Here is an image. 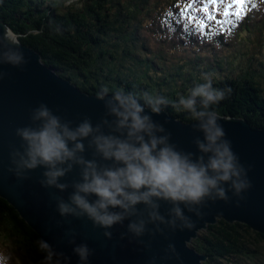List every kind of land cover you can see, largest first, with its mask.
<instances>
[{
  "label": "clouds",
  "instance_id": "9594fccd",
  "mask_svg": "<svg viewBox=\"0 0 264 264\" xmlns=\"http://www.w3.org/2000/svg\"><path fill=\"white\" fill-rule=\"evenodd\" d=\"M63 1L67 5L73 2L53 0L52 8ZM34 14L20 10L10 18L16 26H25ZM0 21L5 23L0 33V65L24 70L29 62L22 51V44L27 45L22 42L24 34L15 31L5 20L0 18ZM46 65L59 74L55 66ZM6 75L0 71V81ZM203 81L175 100L147 91L137 95L123 88L105 87L94 94L104 102L105 109L95 124L87 116L74 123L55 114L46 103H40L30 111L31 124L15 129L21 144L19 148L10 146L8 171L17 179H27L28 172L42 168L39 181L42 187L60 192L72 189L67 200L62 196L55 198L58 214L86 218L93 227L104 229L103 235L108 239L112 238L110 229L123 226L126 220L127 233L122 236L130 234L140 243H144L141 238L145 234L192 231L210 204L229 203V192L238 201L242 200L251 188L249 169L234 152L232 141L220 123L222 117L215 110L231 89L214 87L210 75ZM169 105L195 122L193 131L201 134L192 141L196 152L178 148L172 142L171 132L153 119L152 114H161ZM88 152L91 158L86 155ZM76 168L78 180L71 184L61 182ZM162 204L169 205L163 214ZM69 235L68 243L75 245L72 253L78 257L77 264H90L92 249L87 243L76 244L74 230ZM36 243L42 253L39 264H72L71 256L57 251L45 239L40 238ZM12 258L11 252L0 250V264H12ZM162 259L184 264L171 242ZM205 260L201 262L204 264ZM149 264H156V257Z\"/></svg>",
  "mask_w": 264,
  "mask_h": 264
},
{
  "label": "trees",
  "instance_id": "16d2710c",
  "mask_svg": "<svg viewBox=\"0 0 264 264\" xmlns=\"http://www.w3.org/2000/svg\"><path fill=\"white\" fill-rule=\"evenodd\" d=\"M52 1L0 0V11L8 13L0 12V18L81 90L123 88L175 100L210 75L214 87L231 89L215 106L219 114L264 127V0H245L242 7L226 0L219 9L209 4L215 19L203 10L204 0H73L54 9ZM230 3L231 14L225 16ZM20 10L35 13L25 26L10 18ZM190 15L199 26L190 18L183 25ZM164 109L192 121L171 105ZM39 239L0 197V250L16 251L12 264H39ZM189 245L207 255L204 264H264V234L242 222L219 219Z\"/></svg>",
  "mask_w": 264,
  "mask_h": 264
},
{
  "label": "water",
  "instance_id": "95a60500",
  "mask_svg": "<svg viewBox=\"0 0 264 264\" xmlns=\"http://www.w3.org/2000/svg\"><path fill=\"white\" fill-rule=\"evenodd\" d=\"M5 23L0 21V33ZM22 44V43H21ZM22 51L28 59L24 70L10 65H0V71L7 73L0 81V197L8 201L22 219L39 235L48 241L57 251H63L72 257V264H77L78 257L72 253L75 245L69 244L70 231L77 233L76 244L87 243L92 249L90 264H149L156 257V264H174L162 259L168 243H174L184 259V264H203L204 254L188 246L198 230L214 224L222 218L229 222L239 221L264 234V127L250 124L237 117L223 116V125L227 138L232 141L234 152L249 169L251 188L242 200H237L229 192V203L217 201L205 209L206 214L192 231L171 233L165 230L163 235L145 234L138 242L127 233L128 221L116 225L110 231L112 238L103 235L104 229L93 227L86 218L61 217L56 211V197L67 200L72 189L60 192L55 188H45L40 184L42 168L27 173V179H17L8 171L10 166V146L19 148L21 140L15 135V129L31 124L30 111L40 103H46L53 112L64 119L78 123L85 116L95 124L104 113V102L97 95L81 91L70 80L57 74L52 67L41 61V55L22 44ZM150 112V109H145ZM153 119L164 124L172 134V142L185 151L196 152L193 140L201 135L193 131L194 121L183 122L166 110ZM167 121V123H165ZM91 158L90 152L86 153ZM79 179L76 168L61 181L71 184ZM169 207L162 204L163 214ZM187 214V213H186ZM195 219V217H193ZM152 228V225L148 226Z\"/></svg>",
  "mask_w": 264,
  "mask_h": 264
},
{
  "label": "snow or ice",
  "instance_id": "6c2138e0",
  "mask_svg": "<svg viewBox=\"0 0 264 264\" xmlns=\"http://www.w3.org/2000/svg\"><path fill=\"white\" fill-rule=\"evenodd\" d=\"M193 2H195V0H193ZM224 3V0H204V7L203 10L205 11L206 15H208L209 19H215L214 17H212L209 12H208V5L211 4L213 6H215L217 9H219L220 5ZM245 3V0H235V5L237 6H243V4ZM189 7H191V5H189ZM233 4H228V6L225 8L224 10V15L228 16L231 14L230 10L232 9ZM237 15H239V13H236Z\"/></svg>",
  "mask_w": 264,
  "mask_h": 264
},
{
  "label": "rangeland",
  "instance_id": "374dc122",
  "mask_svg": "<svg viewBox=\"0 0 264 264\" xmlns=\"http://www.w3.org/2000/svg\"><path fill=\"white\" fill-rule=\"evenodd\" d=\"M46 7V6H45ZM47 8V7H46ZM201 230H205V228H201L200 230H198V232H200ZM10 252H14L13 254H15L16 253V251H14V249H12V251H10Z\"/></svg>",
  "mask_w": 264,
  "mask_h": 264
},
{
  "label": "bare ground",
  "instance_id": "6f19581e",
  "mask_svg": "<svg viewBox=\"0 0 264 264\" xmlns=\"http://www.w3.org/2000/svg\"><path fill=\"white\" fill-rule=\"evenodd\" d=\"M44 6L48 7V5H47V4H45ZM47 9H50V8H47ZM192 31H193V30H192ZM196 36H197V34H196Z\"/></svg>",
  "mask_w": 264,
  "mask_h": 264
}]
</instances>
